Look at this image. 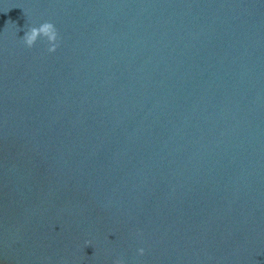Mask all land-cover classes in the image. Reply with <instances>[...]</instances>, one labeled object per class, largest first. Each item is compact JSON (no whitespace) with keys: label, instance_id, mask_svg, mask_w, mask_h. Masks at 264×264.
I'll return each mask as SVG.
<instances>
[{"label":"water","instance_id":"water-1","mask_svg":"<svg viewBox=\"0 0 264 264\" xmlns=\"http://www.w3.org/2000/svg\"><path fill=\"white\" fill-rule=\"evenodd\" d=\"M117 260L264 264V0H0V264Z\"/></svg>","mask_w":264,"mask_h":264},{"label":"clouds","instance_id":"clouds-1","mask_svg":"<svg viewBox=\"0 0 264 264\" xmlns=\"http://www.w3.org/2000/svg\"><path fill=\"white\" fill-rule=\"evenodd\" d=\"M38 37L46 38L49 47V52L56 51V48L58 47V33L54 27V25L50 22H44L41 23L39 26H33L29 28L27 31H25L24 36L21 38L23 43L28 47L32 48L33 45L36 43ZM138 252L140 255H143L144 249L140 248L138 249ZM116 264H123L122 261L117 260Z\"/></svg>","mask_w":264,"mask_h":264}]
</instances>
